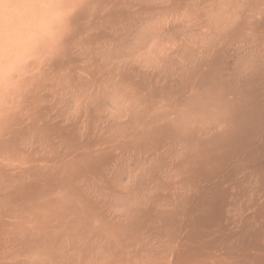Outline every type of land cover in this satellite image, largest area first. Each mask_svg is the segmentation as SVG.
I'll list each match as a JSON object with an SVG mask.
<instances>
[{
	"label": "bare ground",
	"instance_id": "bare-ground-1",
	"mask_svg": "<svg viewBox=\"0 0 264 264\" xmlns=\"http://www.w3.org/2000/svg\"><path fill=\"white\" fill-rule=\"evenodd\" d=\"M10 2L26 8L10 9L1 29L7 27L12 43L22 47L39 23L30 7L37 0ZM163 2L101 0L105 11L90 39L105 51L139 47L142 29ZM220 2L199 0V6ZM196 3L171 0L170 7ZM161 21L168 28L160 43L182 27L174 19ZM212 23L214 42H195L185 76L144 86L167 90L181 108L190 99L192 115L168 113L119 150L85 160L78 174L104 199L69 203L59 213L61 226L77 227L83 206L102 220L96 227L103 238L131 260L171 246L174 264H264V0H246L243 12L215 15ZM138 55L149 62L156 50ZM58 185L55 177L41 178L17 200L46 198ZM118 185L130 186L131 196L122 199ZM127 206L134 210L110 211Z\"/></svg>",
	"mask_w": 264,
	"mask_h": 264
},
{
	"label": "clouds",
	"instance_id": "clouds-1",
	"mask_svg": "<svg viewBox=\"0 0 264 264\" xmlns=\"http://www.w3.org/2000/svg\"><path fill=\"white\" fill-rule=\"evenodd\" d=\"M246 0H221L183 10L165 0L152 14L139 47L99 49L90 39L101 0H37L39 23L22 47L5 28L0 44V264H174L175 248L165 246L131 260L103 238L102 220L92 211L79 213L78 226L62 224L59 215L71 203L103 201L94 186H85L79 166L94 155L116 151L156 119L178 112L191 116L190 99H177L153 81L167 83L187 74L195 42H214L212 18L243 12ZM250 2V0H247ZM7 17L17 7L2 0ZM161 17L182 27L161 42L168 28ZM160 47L157 48V44ZM155 49L149 62L138 53ZM71 133L63 136L62 132ZM46 177L59 181L53 195L31 201L17 196ZM122 199L131 187L118 185ZM125 208L111 207L113 216Z\"/></svg>",
	"mask_w": 264,
	"mask_h": 264
},
{
	"label": "rangeland",
	"instance_id": "rangeland-1",
	"mask_svg": "<svg viewBox=\"0 0 264 264\" xmlns=\"http://www.w3.org/2000/svg\"><path fill=\"white\" fill-rule=\"evenodd\" d=\"M10 1H11V0H9V2H10ZM1 2H2V1H1ZM19 5H20V4H19ZM24 5H25V4H21V5H20V8H21V6H23L21 9L19 8V6H17L18 9H16L17 7H15V9H16L15 11L17 12V10H18L19 13H21L20 11H22V13H23V10H25L24 8H26V6H24ZM0 6H2V3L0 4ZM0 8H1V7H0ZM19 9H20V10H19ZM2 10H3V9H2ZM12 11L14 12V10H12ZM1 12H2V11L0 10V13H1ZM9 13H10V12H9ZM9 13H8V14H9ZM4 14H5V13H4V11H3V15H4ZM11 15H12V13H11ZM2 17H5V16H2V14H1L0 19H1ZM7 17L9 18V15H8ZM7 17L3 18V19H2L3 21H0V22H3V23H0V31H2L3 28L1 29V25L3 24V26H4L5 21L7 20ZM9 20H10V18H9ZM6 23H7V22H6ZM7 26H9V25H7ZM5 27H6V26H5ZM5 27H4V28H5ZM4 31H5V30H3L2 32L4 33ZM2 32H0V44H2V42H1V40H2V38H3V37H1V36L3 35ZM1 34H2V35H1Z\"/></svg>",
	"mask_w": 264,
	"mask_h": 264
}]
</instances>
